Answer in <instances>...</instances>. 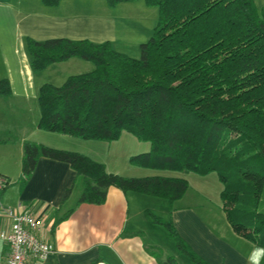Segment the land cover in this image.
Returning a JSON list of instances; mask_svg holds the SVG:
<instances>
[{"label":"trees","instance_id":"trees-1","mask_svg":"<svg viewBox=\"0 0 264 264\" xmlns=\"http://www.w3.org/2000/svg\"><path fill=\"white\" fill-rule=\"evenodd\" d=\"M61 0H42L47 7ZM109 7L143 1L157 9L152 36L140 58L109 41L26 38L32 72L70 59L94 65L38 91V128L84 140L114 142L123 133L149 143L132 156L144 169L217 175L221 209L232 231L264 248V12L254 0H104ZM11 92L0 79V96ZM27 180L43 157L66 163L82 178L78 203L101 205L107 190L162 199L170 206L188 191L181 177H124L82 153L32 141L22 145ZM8 186V185H7ZM70 194L65 192L64 199ZM193 264H208L179 236L170 220L154 217ZM162 264H177L168 257Z\"/></svg>","mask_w":264,"mask_h":264},{"label":"crops","instance_id":"crops-1","mask_svg":"<svg viewBox=\"0 0 264 264\" xmlns=\"http://www.w3.org/2000/svg\"><path fill=\"white\" fill-rule=\"evenodd\" d=\"M254 3L264 12V0ZM121 5L132 4L117 6L128 7ZM115 7L104 0H61L53 7L45 6L42 0H0V79H7L11 89L8 96H0V175L8 182L0 191V232L8 225L5 209L32 213L41 220L35 235L52 245L53 253L42 261L31 259L28 264H162L173 252L170 246L168 253H163L167 234L161 225L152 222L150 212L167 217L179 236L208 264H257L254 255L258 264H264V256L260 258L259 250L253 248L258 246L237 236L224 212L226 224H211L206 217L209 215L199 213L209 206L177 205L187 192L170 206L162 199L110 187L103 204L78 203L82 178L68 164L43 157L31 176L23 178V142L64 149L49 142L61 134L38 128L39 113L34 104L39 88L48 82L42 74L62 70L64 81L73 74L69 65H79L78 59H70L34 73L25 39L65 38L109 41L113 45L112 38L99 36L115 28L110 18ZM78 153L94 159L88 153ZM68 189L70 194L64 199ZM7 255L8 246L0 240V264H6Z\"/></svg>","mask_w":264,"mask_h":264},{"label":"rangeland","instance_id":"rangeland-1","mask_svg":"<svg viewBox=\"0 0 264 264\" xmlns=\"http://www.w3.org/2000/svg\"><path fill=\"white\" fill-rule=\"evenodd\" d=\"M131 4L132 5H121L128 7H115L110 15V18L115 21V28L112 29V27H110L109 30L99 36V39L112 38V46L115 51L123 53L130 58L139 59L140 45L148 41L153 34L154 28L156 27L157 9L155 7L147 6L143 1H136ZM99 29L102 31V26H100ZM76 62L79 65H69L71 68L69 70L73 73L71 75L87 73L92 71L94 68V65L90 62L82 61L80 59L76 60ZM46 72L43 73L42 76L45 81H48V84L54 83L52 85L59 86L65 81H63L65 75L62 70ZM34 106L36 111L39 113L36 101ZM54 136L56 137H53V139H58H50L49 142L53 145H57V147H64V149L62 148L59 150L71 149L67 151H81L88 153V155L93 157L94 160L105 163L106 170L109 173L136 178L149 176L184 178L189 184V189L182 203L176 204L181 206H209L205 212L200 209L199 213L209 215L206 217H208L211 224H213L214 221L219 222V225L226 224L220 201V191L222 187L215 173L202 177L188 171L173 172L135 167L130 164V157L147 152L149 150V143L138 141L135 137L127 133H123L121 138L114 142L84 140L82 138H74L66 135ZM46 142L48 143V140ZM258 212L264 213V190L258 205ZM203 214L201 216H203ZM151 215L161 219L165 218L164 220H167V217L159 216L153 213H151ZM162 228L164 229L163 226ZM165 232L167 237H165V242L162 244L164 249L163 253H168L167 249L171 246V251L173 253H169L168 256L173 257L177 264H193L187 257L177 252L174 241L169 237L166 230ZM245 244L248 243L245 242ZM249 246L252 245L249 244ZM253 248L259 250L258 252H260V258L264 256V251H262L264 248Z\"/></svg>","mask_w":264,"mask_h":264},{"label":"built area","instance_id":"built-area-1","mask_svg":"<svg viewBox=\"0 0 264 264\" xmlns=\"http://www.w3.org/2000/svg\"><path fill=\"white\" fill-rule=\"evenodd\" d=\"M8 182L0 175V191ZM8 220L7 228L0 232V240L8 246L6 264H28L31 259L45 260L53 253L49 243L36 237L42 226L41 220L32 213L18 214L5 209Z\"/></svg>","mask_w":264,"mask_h":264},{"label":"clouds","instance_id":"clouds-1","mask_svg":"<svg viewBox=\"0 0 264 264\" xmlns=\"http://www.w3.org/2000/svg\"><path fill=\"white\" fill-rule=\"evenodd\" d=\"M262 251H264V250H262ZM253 260L257 261V264H258V258L255 255L253 256Z\"/></svg>","mask_w":264,"mask_h":264}]
</instances>
